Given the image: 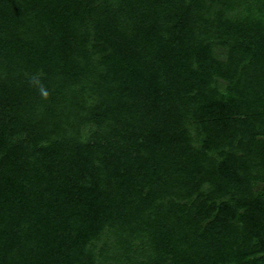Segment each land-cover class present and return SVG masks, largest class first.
I'll return each mask as SVG.
<instances>
[{"label": "trees", "instance_id": "trees-1", "mask_svg": "<svg viewBox=\"0 0 264 264\" xmlns=\"http://www.w3.org/2000/svg\"><path fill=\"white\" fill-rule=\"evenodd\" d=\"M0 264H264V0H0Z\"/></svg>", "mask_w": 264, "mask_h": 264}, {"label": "clouds", "instance_id": "clouds-1", "mask_svg": "<svg viewBox=\"0 0 264 264\" xmlns=\"http://www.w3.org/2000/svg\"><path fill=\"white\" fill-rule=\"evenodd\" d=\"M34 82L38 83V81H34ZM40 92H41V95H42V97H43L44 99H47V98H48L49 93L47 92L46 89L41 88V89H40Z\"/></svg>", "mask_w": 264, "mask_h": 264}]
</instances>
